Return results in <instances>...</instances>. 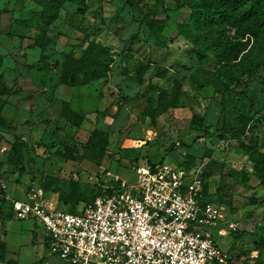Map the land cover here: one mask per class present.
<instances>
[{"label": "rangeland", "instance_id": "rangeland-1", "mask_svg": "<svg viewBox=\"0 0 264 264\" xmlns=\"http://www.w3.org/2000/svg\"><path fill=\"white\" fill-rule=\"evenodd\" d=\"M43 8L0 0V93L17 107L0 130V191L18 199L41 188L59 211L80 212L101 180L133 182L138 167L163 161L199 174L226 226H236L221 247L264 264V32L230 19L209 26L191 0L65 2L49 26ZM91 43L109 49L106 75L63 85L66 57ZM64 102L84 113L80 127L67 128ZM16 139L23 173L9 163ZM2 213L0 264H67L49 253L39 223L18 220L8 205Z\"/></svg>", "mask_w": 264, "mask_h": 264}, {"label": "built area", "instance_id": "built-area-1", "mask_svg": "<svg viewBox=\"0 0 264 264\" xmlns=\"http://www.w3.org/2000/svg\"><path fill=\"white\" fill-rule=\"evenodd\" d=\"M77 213L51 206L42 189L0 201L20 221L40 224L48 251L67 264H244L223 238L236 231L205 192L203 178L163 162L136 169L133 182H98Z\"/></svg>", "mask_w": 264, "mask_h": 264}, {"label": "trees", "instance_id": "trees-1", "mask_svg": "<svg viewBox=\"0 0 264 264\" xmlns=\"http://www.w3.org/2000/svg\"><path fill=\"white\" fill-rule=\"evenodd\" d=\"M44 6L40 19L41 21L49 26L59 17V6L65 2L72 3L78 6L85 4L86 0H34ZM191 5L194 9L196 15L204 21V23L209 26L215 24H223V21L227 19L231 20V25L236 27L238 23L241 25H246L247 33H251L256 37H259L264 32V18L261 17L262 11L264 9V0H191ZM230 12L236 13L234 16ZM157 21V20H156ZM155 21V22H156ZM168 18L164 21H159L166 23ZM158 22V21H157ZM35 46L42 47V42H35ZM4 57L0 55V69L3 65ZM236 61V59L231 62ZM113 59L109 55V49L102 45L96 43L89 44L84 50L80 58H75L73 56H67L62 68L61 83L70 88H75L81 86L83 83L89 84L91 82L97 81L103 78L109 70V67ZM235 65H238L235 63ZM147 67L143 66L139 68L142 72L145 71ZM140 73V74H141ZM9 95L8 90L4 89L0 93V130L5 127L9 118L7 111H11V116L17 110V107L10 104L7 100L3 99V96ZM62 117L66 120L67 128L80 127L81 123L85 120V115L82 112L74 111L68 102H64L62 105ZM263 120L258 122V126H261ZM264 124V122H263ZM256 127V126H255ZM230 132V131H229ZM228 131L222 132L221 135L228 134ZM233 133V131H231ZM238 131L234 132L237 135ZM222 137V136H221ZM168 156L167 151H165L164 158ZM155 157V156H153ZM9 163L17 169L19 173L24 172V161H23V149L21 143L18 139L12 144V149L9 154ZM163 163L159 161L156 163L148 162L149 165H155ZM261 179L264 178L260 176ZM204 182V180H203ZM205 189V183H204ZM206 192V189H205ZM5 194V192H2ZM99 195V189L94 198ZM210 197V196H209ZM211 198V197H210ZM93 200V201H94ZM212 200V199H211ZM92 201V202H93ZM213 201V200H212ZM91 202V203H92ZM10 209V204L6 201H0V217H2V208L7 206ZM72 213H77L72 212ZM13 214V213H12ZM236 234V233H235ZM237 235V234H236ZM46 248L48 250V242L46 240ZM7 251L6 243L0 240V262H7ZM237 261L240 260L239 256H235ZM244 264H248L245 260ZM261 264V263H255Z\"/></svg>", "mask_w": 264, "mask_h": 264}, {"label": "crops", "instance_id": "crops-1", "mask_svg": "<svg viewBox=\"0 0 264 264\" xmlns=\"http://www.w3.org/2000/svg\"><path fill=\"white\" fill-rule=\"evenodd\" d=\"M7 96H5V97H3V99H5V100H7L10 104H12L13 105V103H11V100H9L8 98H6ZM17 105V104H16ZM17 111V110H16ZM16 114V113H15ZM37 189V188H36ZM38 189H41V188H38ZM43 190V189H42ZM23 197V196H22ZM21 197V198H22ZM90 204V203H89ZM28 221H31V220H28ZM31 222H33L34 223V221H31ZM34 226H35V224H34ZM227 237V236H226ZM226 237H224V238H226ZM224 238H223V240H224ZM44 241H46V234H45V232H44Z\"/></svg>", "mask_w": 264, "mask_h": 264}]
</instances>
